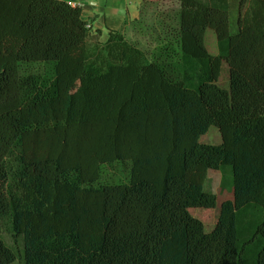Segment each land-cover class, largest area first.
<instances>
[{
  "label": "trees",
  "instance_id": "1",
  "mask_svg": "<svg viewBox=\"0 0 264 264\" xmlns=\"http://www.w3.org/2000/svg\"><path fill=\"white\" fill-rule=\"evenodd\" d=\"M143 1L129 27L152 59L79 6L0 0V222L23 264H264V0L233 19L230 0ZM118 160L127 181L97 183ZM222 168L223 198L202 187Z\"/></svg>",
  "mask_w": 264,
  "mask_h": 264
},
{
  "label": "rangeland",
  "instance_id": "2",
  "mask_svg": "<svg viewBox=\"0 0 264 264\" xmlns=\"http://www.w3.org/2000/svg\"><path fill=\"white\" fill-rule=\"evenodd\" d=\"M239 0H230L231 3V19L236 16V7ZM249 0H245L247 3ZM153 8L146 9L150 13ZM126 31H123L125 38L137 44L141 49L146 53L147 58L152 59L151 51L153 50L155 44L148 35L135 34L131 27L126 28ZM209 36H212L213 43H209ZM100 40V39H99ZM101 41V40H100ZM205 44L209 51H212L211 48L214 46L216 50V39L214 33L211 29L206 30ZM211 47V48H210ZM43 72V64L40 62H27L21 63L19 65V73L21 75L27 74H41ZM202 142L217 143L220 141V134L216 127L211 126L207 133L200 136L199 138ZM229 168V167H228ZM129 174V161L127 160H118L109 164L101 166V173L97 183H115V182H124L127 181ZM204 190L211 191L216 193L219 197L223 198L229 195V172L227 168H222L218 170L208 169L206 172L205 178L202 183ZM192 216L198 218L203 224L205 230H210L217 221V213L213 208H200L193 207L189 210ZM0 236L5 241V243L16 252L17 259L11 264H23L21 258L22 244L21 240L13 239L7 231V225L0 222Z\"/></svg>",
  "mask_w": 264,
  "mask_h": 264
},
{
  "label": "crops",
  "instance_id": "3",
  "mask_svg": "<svg viewBox=\"0 0 264 264\" xmlns=\"http://www.w3.org/2000/svg\"><path fill=\"white\" fill-rule=\"evenodd\" d=\"M81 8L82 19L92 31L100 33L103 41L108 29L126 31L139 19L143 0H62Z\"/></svg>",
  "mask_w": 264,
  "mask_h": 264
}]
</instances>
